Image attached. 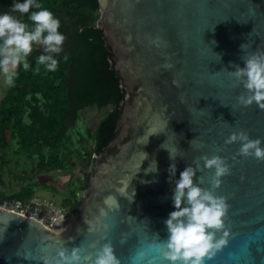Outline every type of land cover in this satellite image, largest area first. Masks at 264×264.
Masks as SVG:
<instances>
[{"label":"water","instance_id":"95a60500","mask_svg":"<svg viewBox=\"0 0 264 264\" xmlns=\"http://www.w3.org/2000/svg\"><path fill=\"white\" fill-rule=\"evenodd\" d=\"M98 7L126 90L113 138L94 156L76 211L51 228L0 207V264H55L60 249L73 248L79 264H91L105 243L119 264H173L163 256L165 220L189 165L193 182L228 204L223 226L208 229L225 243L204 264H264V160L241 156L240 141L225 143L240 129L264 138V110L237 103L246 90L230 74L264 51V0H98ZM214 155L228 165L215 187V169L202 159Z\"/></svg>","mask_w":264,"mask_h":264},{"label":"trees","instance_id":"16d2710c","mask_svg":"<svg viewBox=\"0 0 264 264\" xmlns=\"http://www.w3.org/2000/svg\"><path fill=\"white\" fill-rule=\"evenodd\" d=\"M39 3L61 20L60 31L66 39L63 50L54 54L58 67L48 71L37 65L36 57L44 49L34 43L28 56L30 68L17 67L14 84L8 86L0 100V165H8L9 154L23 157L29 163V171L21 172L19 190L10 196L24 201L35 196L39 189L55 191L47 176L66 170L73 163V155L80 161L83 172L78 191L86 189L89 166L112 140L119 108L126 96L112 48L98 27V0H39ZM11 4L12 0H0V11H10ZM16 15L31 24L27 13ZM104 107H109L106 116L87 129L86 139L78 133L81 146L70 148V131L79 112ZM75 193L71 191L64 198L66 217L80 204ZM10 197L0 190V204Z\"/></svg>","mask_w":264,"mask_h":264},{"label":"clouds","instance_id":"9594fccd","mask_svg":"<svg viewBox=\"0 0 264 264\" xmlns=\"http://www.w3.org/2000/svg\"><path fill=\"white\" fill-rule=\"evenodd\" d=\"M30 9L33 10L29 11ZM16 13H27L31 24ZM60 26L59 17L48 7H42L39 0H12L10 11H0V73L4 74L7 84H14L18 75L17 67L22 66L25 70L30 68L28 56L34 43L42 45L44 49L36 57L37 65H43L48 71L57 69L58 58L54 54L63 50L62 45L66 39ZM243 46L244 44L241 48ZM230 74L246 90L237 96V103L244 107L255 103L259 109L264 110V51L248 54L244 66L237 65ZM235 141H240L238 152L241 156L264 160V138H250L246 130L240 129L230 133L225 139V143ZM169 155L174 158L170 151ZM202 159L206 167H214L212 184L214 187L218 186L221 183L219 177L228 171L224 158L214 155L203 156ZM156 170L155 161L153 171ZM175 171V164H170L169 172L174 174ZM194 172L191 165L180 172L175 182L174 208L165 220L168 238L163 245V256L173 264L176 261H180V264H204V257H211L225 243L223 238L214 240L215 233L208 229H219L223 226L222 217L228 204L223 196H216L211 190L195 184ZM105 203L114 205L115 198L108 196ZM58 257L55 264H79L81 259L77 248H73L70 255L66 254L65 249H60ZM45 264L53 262L46 260ZM91 264H119L111 244L105 243L98 249Z\"/></svg>","mask_w":264,"mask_h":264},{"label":"rangeland","instance_id":"374dc122","mask_svg":"<svg viewBox=\"0 0 264 264\" xmlns=\"http://www.w3.org/2000/svg\"><path fill=\"white\" fill-rule=\"evenodd\" d=\"M9 84L6 83L4 74L0 75V100L2 99ZM109 107H104L101 110L96 108H86L79 112L78 121L71 134V141L69 143L70 148H77L81 146L79 144L78 136H83L86 139L87 129L94 127L98 124L107 114ZM79 133V135H78ZM84 149V148H83ZM9 163L6 166L0 165V190L5 196H14L21 186L20 175L22 171H29L30 165L23 158L9 154ZM72 164L66 170L53 172L47 177L50 178V185L55 191H49L39 189L35 192L34 198H39L42 202L54 205L56 208H62L66 211L64 205V198L68 196L71 191H75L77 198L81 199L82 192L78 191L79 182L82 181L83 172L81 169V163L73 155ZM46 175L42 178L45 179ZM12 198V197H10ZM8 199V198H6Z\"/></svg>","mask_w":264,"mask_h":264},{"label":"built area","instance_id":"2783aa9c","mask_svg":"<svg viewBox=\"0 0 264 264\" xmlns=\"http://www.w3.org/2000/svg\"><path fill=\"white\" fill-rule=\"evenodd\" d=\"M0 207L18 213L26 218H33L48 228H51V223L56 218L66 217L64 209L42 202V200L34 198V196L25 201L17 198H8L3 200Z\"/></svg>","mask_w":264,"mask_h":264},{"label":"bare ground","instance_id":"6f19581e","mask_svg":"<svg viewBox=\"0 0 264 264\" xmlns=\"http://www.w3.org/2000/svg\"><path fill=\"white\" fill-rule=\"evenodd\" d=\"M52 232L55 233V229L52 228Z\"/></svg>","mask_w":264,"mask_h":264}]
</instances>
